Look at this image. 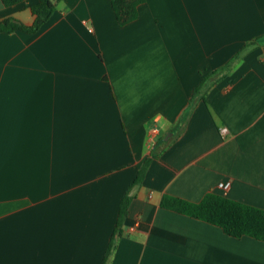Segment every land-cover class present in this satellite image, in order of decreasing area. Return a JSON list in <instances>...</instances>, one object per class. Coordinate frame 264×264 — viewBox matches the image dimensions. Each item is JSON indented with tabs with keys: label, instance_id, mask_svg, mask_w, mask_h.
<instances>
[{
	"label": "crops",
	"instance_id": "1",
	"mask_svg": "<svg viewBox=\"0 0 264 264\" xmlns=\"http://www.w3.org/2000/svg\"><path fill=\"white\" fill-rule=\"evenodd\" d=\"M38 2L0 0V23ZM127 193L108 264H264V241L161 207L264 210V0H144L126 26L61 0L0 34V264H104Z\"/></svg>",
	"mask_w": 264,
	"mask_h": 264
},
{
	"label": "trees",
	"instance_id": "2",
	"mask_svg": "<svg viewBox=\"0 0 264 264\" xmlns=\"http://www.w3.org/2000/svg\"><path fill=\"white\" fill-rule=\"evenodd\" d=\"M6 7L17 5L25 0H1ZM61 0H39L32 7V12L36 16L32 26H26L15 19H6L0 23V34H12L16 31H22L29 34L37 33L53 16L56 11V5ZM144 0H111L113 10L120 26H126L139 17V6ZM211 72L205 75L199 88L194 94V99L204 89L205 84L212 77L220 75L226 68ZM148 162L145 163L139 173L136 183H140ZM131 197L127 193L122 201L118 222L104 264H108L111 254L122 236V223L128 215V209ZM161 207L179 214L187 215L195 219L207 222L221 228L224 233L234 238L251 237L259 241H264V210L250 206L238 201H234L216 193L207 194L199 203H192L177 197L165 195L161 200Z\"/></svg>",
	"mask_w": 264,
	"mask_h": 264
},
{
	"label": "built area",
	"instance_id": "3",
	"mask_svg": "<svg viewBox=\"0 0 264 264\" xmlns=\"http://www.w3.org/2000/svg\"><path fill=\"white\" fill-rule=\"evenodd\" d=\"M221 132L223 134H225L227 132V129L226 128H222ZM154 133H157V131L155 130ZM231 185H232L231 182H224V183L219 184V188L223 189V190H229L231 188Z\"/></svg>",
	"mask_w": 264,
	"mask_h": 264
}]
</instances>
